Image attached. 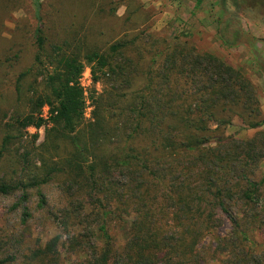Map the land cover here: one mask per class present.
I'll use <instances>...</instances> for the list:
<instances>
[{"label":"trees","instance_id":"1","mask_svg":"<svg viewBox=\"0 0 264 264\" xmlns=\"http://www.w3.org/2000/svg\"><path fill=\"white\" fill-rule=\"evenodd\" d=\"M31 1L38 23L36 55L18 77L16 94L31 73L41 77L44 93L32 90L29 113L11 124L0 121V157L16 140L10 133L20 136L48 121L46 138L63 140L70 152L57 162L42 158L33 183L1 184L0 195L21 190L26 201L28 189L56 182L66 202L60 231L69 222L96 227L88 241L69 240V248L85 257L76 264H202L207 242L216 245L212 260L226 254V264H264V252L256 255L246 246L251 226H264V191L256 180L264 133L247 140L226 135L235 120L246 131L264 126L255 86L221 58L187 42L165 44L146 72L125 58L124 42L106 51H66L62 44H49L41 4ZM85 70L94 86H103L87 126L80 84ZM99 102L103 114H97ZM45 107L48 120L41 116ZM86 205L92 208L87 215ZM29 217L25 211L24 222ZM113 223L126 230L123 245L108 232ZM226 223L230 232L221 237ZM60 238L23 257L22 264H60Z\"/></svg>","mask_w":264,"mask_h":264},{"label":"rangeland","instance_id":"2","mask_svg":"<svg viewBox=\"0 0 264 264\" xmlns=\"http://www.w3.org/2000/svg\"><path fill=\"white\" fill-rule=\"evenodd\" d=\"M39 2L44 36L49 44H62L66 51L81 54L88 49L106 51L113 44L124 42L128 46L124 56L135 64L138 72H146L151 67V61L165 48V44L187 42L198 50L221 58L255 86L264 117V0ZM5 9L10 11H3ZM37 26L31 0H0V121L3 124H11L16 116L30 112V102L34 97L32 90L37 94L44 93L41 77L31 73L20 82V94H16L18 77L34 62L33 31ZM118 60L123 62L120 58ZM80 84L85 92L83 126H87L94 120L103 86L92 84L88 70L82 75ZM101 104L105 105L104 98ZM103 113L101 106L97 114ZM41 116L48 120L46 107L42 109ZM51 128L48 121L39 130L29 128L20 136L14 131L10 133L16 140L6 146L0 157V185L31 184L35 173H40L42 158L53 157L57 162L70 152L63 140L46 138V132ZM258 132L264 133V126L246 131L240 121L235 120L227 128L226 135L247 140ZM2 138L0 134V141ZM52 144H55V150ZM256 180L262 183L264 191V159L259 165ZM25 194L28 197L26 201L21 190L7 196L0 195V264H22L23 257L44 250L56 237H61L57 241L60 264H76L83 260L84 255L72 251L68 242L72 236L78 240L85 237L83 239L88 241L87 235L96 227H89L87 231L69 222L68 227L60 231L57 225L62 222L59 213L66 202L56 182L28 189ZM85 210L87 215L92 208L86 205ZM25 211L30 217L24 222ZM108 232L119 245L127 240L126 230L117 224H108ZM229 232L226 223L220 236L226 237ZM246 246L256 255L264 252V226H251ZM214 249L215 243L204 245L208 257L202 264H222V261L226 264V254L211 259Z\"/></svg>","mask_w":264,"mask_h":264}]
</instances>
